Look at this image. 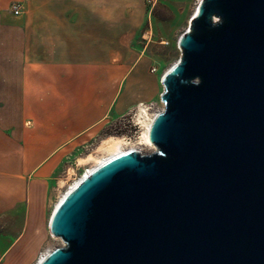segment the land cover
I'll return each mask as SVG.
<instances>
[{"label": "water", "instance_id": "water-1", "mask_svg": "<svg viewBox=\"0 0 264 264\" xmlns=\"http://www.w3.org/2000/svg\"><path fill=\"white\" fill-rule=\"evenodd\" d=\"M179 49L157 151L83 181L40 264H264V0H201Z\"/></svg>", "mask_w": 264, "mask_h": 264}, {"label": "crops", "instance_id": "crops-1", "mask_svg": "<svg viewBox=\"0 0 264 264\" xmlns=\"http://www.w3.org/2000/svg\"><path fill=\"white\" fill-rule=\"evenodd\" d=\"M129 1L0 0V259L37 221L32 196L59 149L116 109L109 67L125 65Z\"/></svg>", "mask_w": 264, "mask_h": 264}, {"label": "rangeland", "instance_id": "rangeland-1", "mask_svg": "<svg viewBox=\"0 0 264 264\" xmlns=\"http://www.w3.org/2000/svg\"><path fill=\"white\" fill-rule=\"evenodd\" d=\"M198 1L131 0L124 3L127 43L122 55L125 65L109 67L111 81L117 80L120 86L116 109L101 123L56 153L51 170L39 180V193L32 196L30 203L32 208L39 206L37 221L34 222L32 218L28 222L0 259V264H35L45 249L63 246L49 226V215L55 203L67 187L93 165L91 160L79 163L80 159L101 157L103 154L99 152V147L105 140L115 137L130 144L140 139L143 130L141 111L137 109L140 103L150 105L146 110L149 115L162 111L164 104L161 93L164 87L161 75L180 57L178 41ZM110 8H116V3H110ZM139 55L140 59L136 61ZM110 56L115 58L117 54L110 50ZM152 68H155L154 72H151ZM111 81L110 84H114ZM135 123H139L141 129L135 128ZM21 205H28L27 195H22ZM33 211L35 215L36 208Z\"/></svg>", "mask_w": 264, "mask_h": 264}, {"label": "bare ground", "instance_id": "bare-ground-1", "mask_svg": "<svg viewBox=\"0 0 264 264\" xmlns=\"http://www.w3.org/2000/svg\"><path fill=\"white\" fill-rule=\"evenodd\" d=\"M201 2L198 1V4L194 8L190 18L197 13V8L199 3ZM188 24L184 30V32L187 30ZM183 32V33H184ZM177 62V60L172 63L163 73H168L172 66ZM161 75V76H162ZM162 79V77H161ZM162 81V80H161ZM141 111V116H140V121L143 127L142 130V136L138 141H135L130 144H126L122 139L120 138H109L103 142V144L99 147V152H102V156L99 158H94L92 156H88L85 159H80L79 163L87 162L88 160H91L93 162V165L88 168L73 184H70L69 188L67 187L65 193L60 197V199L55 203V206L53 207L50 215H49V226H51L52 220L54 218V215L60 205L63 203V201L83 182L85 181L89 176H91L95 171L109 163L110 161L121 157L123 155L129 154V153H138L141 155L148 154V153H153L156 150V147L150 140V129L151 126L154 122L155 117L161 113L160 112H155L152 115H149L146 112V109L143 107L140 109ZM146 149V150H144ZM62 183V182H61ZM54 249L48 248L45 249L44 252H42L35 262V264H40L44 261V259L53 251Z\"/></svg>", "mask_w": 264, "mask_h": 264}, {"label": "built area", "instance_id": "built-area-1", "mask_svg": "<svg viewBox=\"0 0 264 264\" xmlns=\"http://www.w3.org/2000/svg\"><path fill=\"white\" fill-rule=\"evenodd\" d=\"M10 10H11V12H12V14L13 15H19L20 14V11H21V5H20V3L19 2H13L12 4H11V6H10ZM178 47H179V41H178ZM155 71V68H152L151 69V72H154ZM143 107H145V109L147 110L149 107H150V105H144L143 103H140L139 105H138V107H137V109H138V111H140V109L141 108H143ZM138 128V129H141V125L139 124V123H135V128ZM141 136H142V133H141V135H140V138H141ZM87 170V169H86ZM85 170V171H86ZM74 182V181H73Z\"/></svg>", "mask_w": 264, "mask_h": 264}]
</instances>
